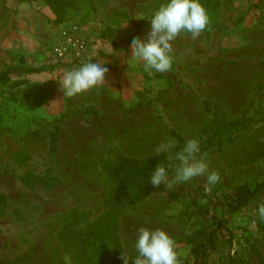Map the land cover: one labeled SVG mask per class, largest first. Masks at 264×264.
<instances>
[{"label":"rangeland","instance_id":"rangeland-1","mask_svg":"<svg viewBox=\"0 0 264 264\" xmlns=\"http://www.w3.org/2000/svg\"><path fill=\"white\" fill-rule=\"evenodd\" d=\"M158 1L67 0V18L57 22L45 0H0V69L15 68L0 85V194L7 197L0 264H118L114 239L108 250L103 235L91 234L114 207L121 209L117 243L131 256L140 228L162 227L175 239L180 264H192L184 235L209 219L200 217V207L225 223L207 264L239 256L259 264L254 247L264 256V229L254 212L264 191L238 211L222 205L229 188L264 181V0H218L203 33H182L173 42L171 70L149 74L132 57L130 42L147 37ZM73 27L82 30L87 53L57 64L49 49ZM93 53L109 68L104 84L63 96V72ZM29 67L42 71L27 73ZM215 118L248 123L219 151L200 154L209 172L219 173L216 185L200 176L172 189L161 185L136 204L118 197L110 165L160 153L161 143H177L173 130L201 144L205 123ZM164 153L174 160V149ZM25 171L51 174L55 186H28Z\"/></svg>","mask_w":264,"mask_h":264},{"label":"clouds","instance_id":"clouds-1","mask_svg":"<svg viewBox=\"0 0 264 264\" xmlns=\"http://www.w3.org/2000/svg\"><path fill=\"white\" fill-rule=\"evenodd\" d=\"M137 17L144 19L143 16ZM148 21L150 31L147 37L134 36L130 43L132 57L143 61L145 70L152 74L153 71H170L173 64V42L182 33H190L193 38H197L207 29L210 18L200 0H165L153 11ZM94 56L95 53L86 62L63 72L58 81L63 96L72 98L104 84L109 68ZM175 147V141L168 140L161 143L157 151L169 152ZM200 152L201 145L197 139L187 140L179 151L173 153L172 162L160 163L151 171L149 183L156 188L164 185L165 188L172 189L174 185L204 176L207 185H216L220 181V175L209 172L206 155H199ZM170 169H174V173ZM206 190L211 191V187ZM254 212L259 219L264 220V202ZM134 247L135 256L121 250L124 264H180L175 239L162 227L140 228Z\"/></svg>","mask_w":264,"mask_h":264},{"label":"trees","instance_id":"trees-1","mask_svg":"<svg viewBox=\"0 0 264 264\" xmlns=\"http://www.w3.org/2000/svg\"><path fill=\"white\" fill-rule=\"evenodd\" d=\"M47 4L51 5L54 12L57 15V22H64L67 18V0H45ZM165 0H159L157 8L164 3ZM208 9V13L214 15L218 7V0H201ZM20 62H24V58L20 59ZM13 66L4 67L0 69V85H5L11 80V74L14 71ZM41 68L29 67L26 69L27 73L41 72ZM205 110L212 112V102L204 100ZM92 112V111H90ZM93 113H96L95 111ZM246 120H234L225 121L215 118L205 123L203 127V134L205 139L200 144V154H210L219 151L225 142H231L236 139L238 133L245 129L247 126ZM61 128L57 127L56 133L60 134ZM172 135L177 139L175 151H179L185 144V140L176 131H172ZM56 141V136L53 139ZM199 154V155H200ZM168 155L164 152L150 155L142 161L133 159H121L119 162L110 165L109 173L111 180L115 185L118 197H122L125 200L130 201L132 204H136L145 199L156 187H153L149 183V177L151 171L160 163H170ZM171 172V169H170ZM23 182L31 187H54L57 180L51 174L45 177L34 174L30 171H25L21 176ZM264 191V181L259 182L252 188L248 183H241L232 188H229L225 193V203L222 204L229 208L230 211H238L245 206L253 203ZM7 197L0 194V215L6 210ZM121 213V209L114 207L111 208L109 214L101 221L99 226H95L91 230L93 235H103L101 241L109 250L108 242L114 239V245L116 246V252L118 254V264H124L121 256V250H124L117 243V224L118 217ZM198 214L201 218H206L197 230L184 235L187 243L191 245V255L193 258L192 264H207L210 252L216 248L218 232L224 227V220L219 218L218 215H210L208 208H199ZM258 225L264 229V220H261L256 216ZM107 230L106 234H102V231ZM183 240V238H182ZM125 251V250H124ZM255 256L258 259L259 264H264V256L257 247H254ZM230 264H250L244 257L231 258Z\"/></svg>","mask_w":264,"mask_h":264},{"label":"built area","instance_id":"built-area-1","mask_svg":"<svg viewBox=\"0 0 264 264\" xmlns=\"http://www.w3.org/2000/svg\"><path fill=\"white\" fill-rule=\"evenodd\" d=\"M88 50V43L78 27L64 30L60 39L49 49V56L57 64L69 59H82Z\"/></svg>","mask_w":264,"mask_h":264}]
</instances>
